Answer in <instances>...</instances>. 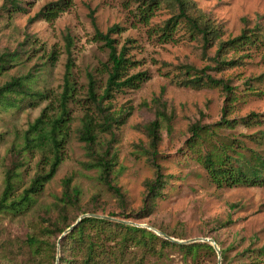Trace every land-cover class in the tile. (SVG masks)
I'll list each match as a JSON object with an SVG mask.
<instances>
[{
	"label": "rangeland",
	"instance_id": "obj_1",
	"mask_svg": "<svg viewBox=\"0 0 264 264\" xmlns=\"http://www.w3.org/2000/svg\"><path fill=\"white\" fill-rule=\"evenodd\" d=\"M51 1L55 0H29L25 12L12 17L0 14V55L17 51L19 57L0 72V85L12 77L30 75L26 80L27 94L16 106L0 102V197L13 161H23L15 178L17 194L29 187L38 173L49 169L40 151L24 149V137L43 109L58 111L69 58L66 37L73 39L70 73L73 97L68 102L70 131L62 162L24 212L0 215V238L24 239L35 223L56 218L64 178L72 176L81 194L78 208H68L69 219L82 210L88 212L80 216L91 214L92 210L96 211L93 214L106 215L124 212L126 216L115 217L139 224H130L137 227L151 225L176 239L216 238L222 247L229 249L230 257L248 247L264 246V186H218L189 147L191 125L195 123L214 126L223 117L233 119L252 112L264 113V48L244 54L233 67L207 70L228 81L234 92L229 96L220 86L194 88L178 83L194 76L185 73V65L196 69L215 66L217 45L204 49L201 39H189L182 32L175 34L173 40H161L152 26L162 24L169 16L167 11L159 12L145 24L134 16L130 0H67L65 10L53 20H31ZM195 2L224 26L223 39L235 37L259 22L264 33V18H259L264 14V0ZM2 3L0 0V6ZM115 24L121 28L112 34L118 50L125 46L127 57L132 60L126 76L145 72L149 77L139 88L124 87L105 101L110 112L125 115L123 123L114 128V138L110 132L99 134L105 145L111 141L117 153L118 164L112 180L124 194L125 202L102 182L97 168L85 166L89 157L85 142L78 138L85 114L101 120L89 99L90 77L96 81L97 93L102 94L111 69L109 48L96 36L95 28L105 33ZM38 91L43 96H38ZM159 109L171 115L170 121L161 120L157 148V162L163 167L166 184L159 190L154 204L147 206V182L156 178V171L150 162V137L145 126L157 118ZM214 129L221 139L236 138L244 141L248 149H264V138L260 137L264 126L217 125ZM52 240L57 241L54 237ZM58 242L59 239V256ZM155 247L160 250V243ZM29 256L26 253L11 262L0 250V264H52L51 257L35 255L28 260ZM125 257V264H218V254L202 251L194 260L177 247L167 246L162 253L153 254L137 243L127 245ZM250 261L246 259L248 264H264V258Z\"/></svg>",
	"mask_w": 264,
	"mask_h": 264
},
{
	"label": "trees",
	"instance_id": "obj_2",
	"mask_svg": "<svg viewBox=\"0 0 264 264\" xmlns=\"http://www.w3.org/2000/svg\"><path fill=\"white\" fill-rule=\"evenodd\" d=\"M67 0H55L48 2L40 8L31 20L44 18L53 20L57 14L65 10ZM29 0H3L0 6V14L8 17L18 12L27 10L26 4ZM129 6L134 16L142 23L148 24L163 10L169 16L162 24L152 26V30L163 41L173 40L174 35L182 32L184 37L189 39H201L204 49L217 45L213 60L216 65H208L202 69H196L191 65H185V73L193 77L178 81L179 84L194 87H222L229 96L234 94L233 87L223 78H217L207 70H222L238 64L239 60L252 51L264 48V33L262 25L257 23L253 28H244L242 32L228 39H223L225 34L224 26L213 19L208 13L198 8L195 0H130ZM259 18H264L259 15ZM94 21V19H93ZM96 26V23L94 22ZM119 24L110 27L107 32L95 28L96 36L105 41L109 48V62L111 69L102 94L96 91V81L93 77L89 80V99L95 110L100 114L101 120L97 121L93 114L87 113L82 119V125L78 130V138L85 142L89 160L85 166L97 168L102 182L125 202L121 189L113 184L112 174L118 164L117 153L113 150L111 141L106 145L99 139L100 132H110L114 138V128L118 127L125 120V115L110 112L105 101L114 95V92L124 87L139 88L148 75L140 72L126 76V70L132 60L127 57L125 46L118 50L116 39L112 34L120 32ZM68 63L65 74L64 90L58 105V111H51L45 108L41 114L29 125L25 132L24 149L40 151L49 166L48 171L38 173L31 181L29 187L20 194L16 193L15 178L19 174V164L23 161L15 160L6 172L5 187L0 197V215L3 213H21L33 200V196L40 192L45 183L53 178L63 159L64 147L69 139V108L68 102L73 97V84L70 79L71 73V45L73 39L67 36ZM231 53V55H229ZM19 59L18 52H6L0 55V72L7 69L13 61ZM30 76V75H29ZM29 76L12 77L11 80L0 85V102L6 106H16L27 94L26 80ZM38 96L43 93L38 91ZM160 104V100H157ZM162 118L170 121L171 115L165 110H157V118L150 121L146 131L150 137V162L155 167L156 178L147 182L148 194L147 206L154 204L155 198L160 194V189L166 184L162 165L157 162L158 145L161 140L160 128ZM243 125L264 126V113L252 112L247 116L228 119L223 117L222 121L214 126L236 127ZM212 125H191L192 137L189 147L192 153L206 168L211 180L218 186H264V149H248L244 141L240 139H221L217 129ZM261 138H264V130L260 131ZM62 196L59 197L58 215L50 218L46 223H35L33 231L27 234L24 239H1L0 250L11 262L28 253V260L35 255L51 257L52 264H125V250L129 243L140 244L150 250L153 254L162 253L164 247L172 246L182 250L186 255L197 260L202 253L217 256L212 244L204 241L191 243H177L161 237L156 232L137 227L115 220L87 216L66 235L63 232L76 223L81 211L73 217L68 218V208H78L81 189L73 184L72 176L64 178ZM150 196V197H149ZM152 198V199H150ZM149 200H152L149 203ZM91 213H96L92 210ZM110 216H126L108 213ZM62 238L60 239V237ZM60 244V255L58 256L57 241ZM210 237V236H205ZM213 238V237H212ZM221 246L222 264H248L246 259L259 262L264 258V246L248 247L238 251L233 257L228 255V248ZM160 243V250L155 245ZM250 261V262H251ZM139 264V263H138Z\"/></svg>",
	"mask_w": 264,
	"mask_h": 264
},
{
	"label": "water",
	"instance_id": "obj_3",
	"mask_svg": "<svg viewBox=\"0 0 264 264\" xmlns=\"http://www.w3.org/2000/svg\"><path fill=\"white\" fill-rule=\"evenodd\" d=\"M86 216H95V217H100V218H105V219H110V220H115L118 222H122V223H128V224H133V225H139L136 224L132 221L129 220H125V219H121L115 216H110V215H106V214H84L82 216H80L76 223H74L73 225H71L70 227H68L62 234V236L66 235L68 232H70L81 220L82 218L86 217ZM143 226H146L147 228L153 230L154 232H156L158 235L163 236L164 238L170 240V241H174V242H178V243H191V242H196V241H204V242H209L210 244L213 245V247L215 248L217 254H218V264H222V251H221V247L219 246L218 242L212 238V237H197V238H192V239H187V240H180V239H176L172 236H170L169 234L165 233L164 231L155 228L151 225L148 224H143ZM62 236L60 237V239L62 238Z\"/></svg>",
	"mask_w": 264,
	"mask_h": 264
}]
</instances>
